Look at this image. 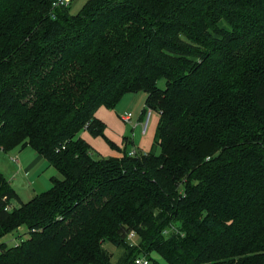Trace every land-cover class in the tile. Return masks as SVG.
<instances>
[{
	"label": "trees",
	"instance_id": "1",
	"mask_svg": "<svg viewBox=\"0 0 264 264\" xmlns=\"http://www.w3.org/2000/svg\"><path fill=\"white\" fill-rule=\"evenodd\" d=\"M55 1L0 0V148L58 171L24 201L0 170V264H264V0ZM140 89L159 151L94 154Z\"/></svg>",
	"mask_w": 264,
	"mask_h": 264
},
{
	"label": "crops",
	"instance_id": "2",
	"mask_svg": "<svg viewBox=\"0 0 264 264\" xmlns=\"http://www.w3.org/2000/svg\"><path fill=\"white\" fill-rule=\"evenodd\" d=\"M127 92L123 93L121 97H124ZM142 106L139 113L134 117L133 126H130L128 132L123 129L121 131L117 130V124L120 122L119 119H122L121 114H118V110H116L119 109V105H117V108L116 105L112 107L99 105L95 111V116L100 121V129L96 133H92L84 127L78 134L92 146L96 151L93 152L94 154L120 156L126 149L130 150L134 148L142 150L141 146L136 145L133 140V129L135 127H139L142 132L140 122L143 117ZM152 113L149 116L146 130ZM126 144L131 145V147H126ZM0 151H3L7 155L0 154V170L17 191L26 189L29 193H40L49 188L52 178L58 175L56 167L48 163L42 154L38 153L30 145L19 144L9 150L0 148ZM13 155L17 157L16 160L11 158ZM10 164L11 166L13 165V168L10 167ZM3 168L8 173H5Z\"/></svg>",
	"mask_w": 264,
	"mask_h": 264
},
{
	"label": "rangeland",
	"instance_id": "3",
	"mask_svg": "<svg viewBox=\"0 0 264 264\" xmlns=\"http://www.w3.org/2000/svg\"><path fill=\"white\" fill-rule=\"evenodd\" d=\"M87 0H71L70 4L68 6V10L71 14H75L77 13L81 7L83 6V4L86 2ZM158 84L160 86L164 85V79L160 78L158 80ZM144 98H145V92L140 89V90H135V91H129L127 92L124 97H121L117 102H116V108L117 105H119V109L118 110V114H122L125 111H130L132 112V119L130 120V122H126L123 119H119L120 122L117 124V130L121 131L126 130V132H128L130 129V126H133V122H134V117L139 113V110L141 109V106L144 104ZM158 119V114L157 111H153L148 128L146 130L145 133H142L140 131L139 127H135L133 129V140L134 143L136 145H140L141 149L143 151H154V152H158L159 151V146H155L154 144V134H155V128H156V122ZM135 132V135H134ZM124 135V134H123ZM121 137V136H120ZM128 148L131 147V145L126 144ZM0 154H5L3 151H0ZM7 156V155H6ZM96 156V155H95ZM97 158V157H96ZM10 167L13 168V165ZM5 173H8L7 170H5L3 168ZM19 194V197L21 200H27L28 198H30L34 192L29 193L27 192L26 189H21L19 191H17ZM19 203V201L15 198L11 199L10 202V206L11 205H17ZM23 231V228L21 229V232ZM19 233L22 235V237H25L27 235V233ZM19 235L18 233L15 234L13 232L7 233L2 237V240H5L8 244L12 245L14 244V242H17V240L19 239ZM131 241L133 243H136L138 238L137 236L131 235L130 237ZM107 245V249L111 252V260L113 262H116L117 258L120 256V254L123 251V247L121 246H115L112 245L110 243H106ZM151 257H155L158 258L163 264H169L167 263L163 258H161L159 255H157L155 252H150ZM137 264H141V263H137Z\"/></svg>",
	"mask_w": 264,
	"mask_h": 264
},
{
	"label": "built area",
	"instance_id": "4",
	"mask_svg": "<svg viewBox=\"0 0 264 264\" xmlns=\"http://www.w3.org/2000/svg\"><path fill=\"white\" fill-rule=\"evenodd\" d=\"M70 1H71V0H56V1L54 2V4H56V5H66V4H68ZM143 107H144L145 109H144V111L142 110L143 117H142V119H141L140 122H141V126H142V132H145L146 127H147V124H148V121H149V116L151 115L153 109H152L150 106L146 105L145 103L143 104L142 108H143ZM121 117H122L123 120H125V121H127V122H130V120L132 119V112H130V111H125L123 114H121ZM135 152H136V149H134V148L128 150V154H133V153H135ZM11 158H12L13 160H16V159H17V157L14 156V155L11 156ZM131 235H133V231H131V232L129 233V236H131ZM134 261L136 262V264H137V263H141V264H148V263H149V259H148L146 256H144V255H141V256H137V257H135Z\"/></svg>",
	"mask_w": 264,
	"mask_h": 264
}]
</instances>
